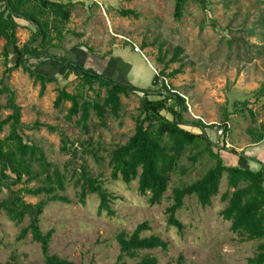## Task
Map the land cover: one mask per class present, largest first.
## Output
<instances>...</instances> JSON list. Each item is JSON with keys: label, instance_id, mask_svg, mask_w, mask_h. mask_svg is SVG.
<instances>
[{"label": "rangeland", "instance_id": "1", "mask_svg": "<svg viewBox=\"0 0 264 264\" xmlns=\"http://www.w3.org/2000/svg\"><path fill=\"white\" fill-rule=\"evenodd\" d=\"M72 1L70 20L62 41L64 49L81 47L87 50L90 47L98 56L120 54L142 69L140 80L135 84L148 87L154 75L153 68H161L155 60L159 44L164 43L163 50L180 45L184 70L168 79V83L185 99V119L212 123L210 131L215 129L214 124L223 120L228 122L227 139L233 147L238 135L264 124V0L189 1L179 20L173 17V0ZM122 8L133 9L137 17L121 16L119 10ZM31 27L18 29L20 45L30 37ZM1 45L0 41V79L5 68ZM71 59L78 60L77 63L82 60L73 56ZM36 62L35 59L28 61L31 66ZM81 64L90 66L85 60ZM55 66L49 68L47 75L56 77V80L47 83L42 94L39 93V82L35 83L21 68L12 71L7 80L16 92V103L22 107L21 121L24 124L40 121L56 128L54 131L45 127L23 131L28 141L41 147L51 167L67 176L64 194L71 202L48 201L40 215L41 230H54L49 253L74 264H116L119 244L115 234L120 230L130 233L138 223L147 220L152 229L142 234H160L169 243L166 252L160 249L149 251L157 256L159 264H175L179 254L183 255L185 264H245L255 251L256 241L241 242L230 231V222L219 214L225 202H221L218 196L213 198L209 207H202L194 193L185 196L182 207L176 212L184 224V229L179 232L166 223L165 208L171 203L170 191L165 192L160 204L151 206L145 196L137 193L135 181L127 186L110 178L108 154L112 147L124 143L132 133L139 96L133 93L121 95L118 116L107 114L103 123L91 113L88 130L83 131L74 123L75 118L72 121L65 119L69 102L59 108L53 107L57 88L74 91L77 84L74 74L65 78V70ZM176 66V63L171 64V68ZM35 68L42 71L39 64ZM87 91L91 99L102 98L105 94L96 85ZM6 99L7 94L0 95V120L10 113L9 109L2 107ZM7 131L8 126H5L0 137ZM62 138L75 142L76 150L72 151V146H68L67 152L62 151ZM212 163L207 155L194 165L183 158L180 165L187 171L172 173V186L198 178ZM82 166L93 176L100 175L104 185L118 197L113 204L115 214L112 217L105 213L96 214V194L88 196L84 205L76 201L78 188H74L73 182ZM37 185L35 181L29 183V186ZM19 186H7L0 192V199L13 198ZM225 188L224 175L220 193ZM21 196L31 204L45 198ZM28 219L26 215L22 223L16 225L8 220L4 210H0V264L43 262L40 245L31 240L30 234L21 240L16 238ZM135 260L126 256L122 259L125 264H134Z\"/></svg>", "mask_w": 264, "mask_h": 264}, {"label": "trees", "instance_id": "2", "mask_svg": "<svg viewBox=\"0 0 264 264\" xmlns=\"http://www.w3.org/2000/svg\"><path fill=\"white\" fill-rule=\"evenodd\" d=\"M189 1L201 0H173V17L179 20L184 14ZM72 0H0V41L1 55L4 63L3 75L0 79V95L7 94L3 108L10 113L0 120V133L8 126L7 133L0 137V192L7 186L20 185L13 198L0 199V210L6 212L7 218L14 224L22 223L28 215V223L23 226L16 238L21 240L30 234L31 240L39 243L43 255L41 264H74L72 261L49 253V243L54 230L43 232L40 228V215L48 201L70 203L71 200L64 194L67 188V176L57 168L51 167L46 161L41 147L27 140L25 129L33 130L45 127L50 131L55 126L48 123L34 121L24 124L21 121V106L15 101L14 90L7 80L12 71L21 68L33 81L39 82V93L42 94L46 84L56 80V77L38 71L35 67L43 59L55 61L67 78L71 73L77 78L76 89L67 91L57 88L53 100V107L59 108L64 102H69L65 119L72 121L83 131L88 130L91 113L103 123L105 116H118L121 109V95L133 93L139 96L137 115L134 119V128L124 143L111 148L108 154L109 176L112 180L122 181L127 186L136 182V191L147 198L149 205L160 204L165 192L170 191L171 203L165 208L166 223L175 227L179 232L184 224L176 216L184 202V197L195 194L202 207H209L213 198L218 196L224 207L219 211L223 220L229 221V229L241 242L256 241L255 251L248 257L245 264H264V171H253L224 164L221 150L234 149L223 145H216L205 131L213 124H205L200 119L187 120L184 111L187 109L185 99L171 89L168 79L184 70L183 48L176 45L171 49L163 50V42L158 46L156 63L161 68L156 69L151 85L143 87L131 83L121 76L112 77L103 74L92 67L79 64L71 59L62 46L67 23L71 16ZM121 16H134L137 13L130 8L119 10ZM32 26V33L27 41L19 44L17 31L19 28ZM60 53H55L56 51ZM92 55L91 48H87ZM55 51V52H54ZM98 56V55H97ZM108 61V54L99 56ZM37 62L31 66L28 61ZM113 61V59H112ZM176 63L175 68L171 64ZM104 90L102 98L91 99L87 90ZM264 110V104L262 105ZM250 114L252 111L249 110ZM167 114L170 115L167 116ZM223 122V121H222ZM187 125L200 129L196 132ZM214 126H216L214 124ZM225 130H228L226 128ZM247 133L255 139L264 137V124L255 129H248ZM255 137V138H254ZM61 150L67 152L72 146L76 150L75 142L61 139ZM208 156L213 163L198 178L181 185L172 186L171 175L174 172H186L180 165L183 158L194 165L200 158ZM225 175L226 188L220 193V183ZM35 181L33 187L29 183ZM76 201L81 205L91 194L98 197L96 214L105 213L112 217L114 201L118 198L101 180L100 175L93 176L84 166L81 167L78 177L74 180ZM16 192V191H15ZM23 194L34 197L44 196L34 204L27 203ZM152 228L147 220L138 223L130 233L120 230L115 234L119 244V254L116 264H125L122 259L126 256L136 259L134 264H159L156 255L149 252L160 249L166 252L168 241L160 234L142 232ZM175 264H185L184 257L179 254Z\"/></svg>", "mask_w": 264, "mask_h": 264}, {"label": "crops", "instance_id": "3", "mask_svg": "<svg viewBox=\"0 0 264 264\" xmlns=\"http://www.w3.org/2000/svg\"><path fill=\"white\" fill-rule=\"evenodd\" d=\"M69 52L71 53L70 56H73L74 58L79 57L82 59L81 63L85 60L87 63H90V66L87 67H92L103 74H109L116 78L125 72V78L133 84L138 83L143 73L142 69L134 62H130L120 54L109 53V60L103 61L99 56L95 54L92 55L81 47L71 48L69 49ZM116 56L119 57L115 58ZM78 63L81 64L80 62ZM38 64L39 67H41V72L44 74H47V71L51 66L56 65L55 67L59 69V65L52 60L43 59ZM148 65L150 64L148 63ZM194 131L198 132L200 129L195 127ZM205 131L210 139H214V130L210 131L208 127ZM234 140V147L230 148L234 149V152H231L229 149L221 150L220 152L222 158H224L223 161L225 164L240 168H248L253 171H264V137L261 138V140L255 141V139H253L248 133H245L238 135Z\"/></svg>", "mask_w": 264, "mask_h": 264}, {"label": "built area", "instance_id": "4", "mask_svg": "<svg viewBox=\"0 0 264 264\" xmlns=\"http://www.w3.org/2000/svg\"><path fill=\"white\" fill-rule=\"evenodd\" d=\"M136 51H138V48L135 47L134 48ZM153 72L156 73L157 71L153 68ZM172 92H175L173 89H171ZM208 124V123H207ZM211 124V123H209ZM215 129H214V139L213 142L216 145H223L225 147H233L232 144L228 141L227 139V134H228V130L230 128L229 123L224 121H220L218 123L215 124ZM226 128H228V130H225Z\"/></svg>", "mask_w": 264, "mask_h": 264}]
</instances>
